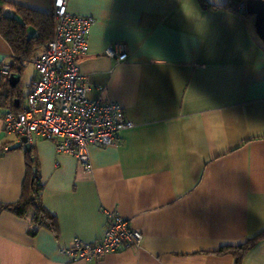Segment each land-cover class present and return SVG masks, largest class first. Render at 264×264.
<instances>
[{
    "label": "crops",
    "instance_id": "1",
    "mask_svg": "<svg viewBox=\"0 0 264 264\" xmlns=\"http://www.w3.org/2000/svg\"><path fill=\"white\" fill-rule=\"evenodd\" d=\"M5 1L50 14L51 0ZM67 8L94 18L77 61L86 97L119 102L132 125L114 144L87 147L90 169L33 138L42 202L58 232L32 234L28 217L1 210L0 264H233L219 250L264 230V42L254 17L200 0H68ZM115 42L125 45L123 61L105 54ZM12 57L0 34V87ZM29 58L7 77L21 107L37 77ZM6 111L13 110L0 108V204L19 200L27 173L21 138L4 128ZM109 210L142 233L139 247L98 261L59 253L75 237L100 238ZM241 264H264V238Z\"/></svg>",
    "mask_w": 264,
    "mask_h": 264
},
{
    "label": "built area",
    "instance_id": "2",
    "mask_svg": "<svg viewBox=\"0 0 264 264\" xmlns=\"http://www.w3.org/2000/svg\"><path fill=\"white\" fill-rule=\"evenodd\" d=\"M67 5L68 0H51L52 38L29 58L37 77L30 83L24 105L16 112L6 111L3 121L5 130L18 138L25 136L29 144L35 136L50 140L57 153L73 155L90 169L87 147L114 144L118 133L132 123L119 102L86 97L87 80L77 61L86 51L94 18L71 13ZM105 54L116 62L127 58L120 42L110 44ZM1 70L7 73L9 65L3 63ZM142 239L138 229L109 210L100 238L85 242L75 237L58 251L71 261H98L108 253L137 248Z\"/></svg>",
    "mask_w": 264,
    "mask_h": 264
},
{
    "label": "trees",
    "instance_id": "3",
    "mask_svg": "<svg viewBox=\"0 0 264 264\" xmlns=\"http://www.w3.org/2000/svg\"><path fill=\"white\" fill-rule=\"evenodd\" d=\"M246 0H227L224 5L214 6L204 0H200L203 8H223L235 10L243 16L252 17L245 10ZM9 7L13 10L10 18L2 17V10ZM33 31L29 33V31ZM0 34L5 39L13 54L9 64V71L2 75L4 82L0 89V108L13 110L16 112L21 108V93L18 84L10 85L7 77L11 72L20 73L24 67V59L30 57L32 52L39 45H44L52 38L53 20L50 14H44L27 7L11 4L5 0H0ZM18 99V105L15 100ZM21 146V145H20ZM26 152L27 173L22 185V193L19 200L10 204H0L1 210H9L18 216L28 217L33 223L30 232L33 234L39 227H46L54 234L58 232L56 217L42 202L43 185L40 182L38 166L33 157V147L30 146ZM264 238V230L254 237L247 238L237 244H229L222 247L219 252L230 253L233 257V264H241L245 254L261 239Z\"/></svg>",
    "mask_w": 264,
    "mask_h": 264
},
{
    "label": "water",
    "instance_id": "4",
    "mask_svg": "<svg viewBox=\"0 0 264 264\" xmlns=\"http://www.w3.org/2000/svg\"><path fill=\"white\" fill-rule=\"evenodd\" d=\"M245 10L247 13L254 17V26L257 35L264 42V0H246L245 1ZM13 15V10L9 7H5L2 10L3 18H10ZM11 76H14L12 74ZM10 85H14L13 82H10ZM21 140L26 150L30 149V145L26 142V137L22 136Z\"/></svg>",
    "mask_w": 264,
    "mask_h": 264
},
{
    "label": "rangeland",
    "instance_id": "5",
    "mask_svg": "<svg viewBox=\"0 0 264 264\" xmlns=\"http://www.w3.org/2000/svg\"><path fill=\"white\" fill-rule=\"evenodd\" d=\"M29 68H30V67H27V70H25V71H26L25 76H26V74H27ZM25 76H24V77H25Z\"/></svg>",
    "mask_w": 264,
    "mask_h": 264
}]
</instances>
